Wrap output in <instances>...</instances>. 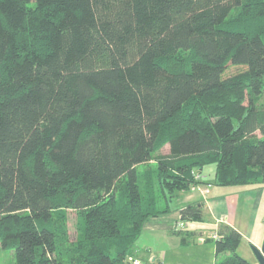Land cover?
I'll return each mask as SVG.
<instances>
[{
  "label": "trees",
  "instance_id": "16d2710c",
  "mask_svg": "<svg viewBox=\"0 0 264 264\" xmlns=\"http://www.w3.org/2000/svg\"><path fill=\"white\" fill-rule=\"evenodd\" d=\"M263 93L264 0H0L1 248L128 264L204 167L264 183ZM179 212L205 220L201 204ZM217 233L215 264H253L239 230Z\"/></svg>",
  "mask_w": 264,
  "mask_h": 264
},
{
  "label": "crops",
  "instance_id": "0c3cea01",
  "mask_svg": "<svg viewBox=\"0 0 264 264\" xmlns=\"http://www.w3.org/2000/svg\"><path fill=\"white\" fill-rule=\"evenodd\" d=\"M205 170L211 172L207 174ZM211 175L214 176L213 179L210 178ZM201 176L206 183H214L207 188V194L203 189L178 191L171 200H181L179 204H170V212L151 216L146 220L132 254V257L140 260V264H182L176 257L187 252L195 238L201 243L197 248H205L210 252L209 247H203V244L212 239L211 234L217 232L222 223L241 232L238 252L253 264H259L252 247L261 248L264 242V209L261 208L264 183L218 185L214 182L215 168L210 165L203 168ZM189 204H201L205 220L189 221L188 226L185 223L187 228L184 231H178V223L181 221L179 208ZM185 236L189 239L185 240ZM211 254L212 257L209 255L205 264L216 263V245ZM224 254L226 256L228 252ZM128 264L134 263L129 261Z\"/></svg>",
  "mask_w": 264,
  "mask_h": 264
},
{
  "label": "rangeland",
  "instance_id": "374dc122",
  "mask_svg": "<svg viewBox=\"0 0 264 264\" xmlns=\"http://www.w3.org/2000/svg\"><path fill=\"white\" fill-rule=\"evenodd\" d=\"M243 70L242 67H236V66H230L228 69V73H234V72H238ZM261 101L264 103V93L262 95ZM169 146L166 145L164 147V151H168ZM210 167L215 168L214 165H210ZM205 173L208 174V172H211L210 170H205ZM211 179L214 178L213 175L210 176ZM214 183H201L198 185V187L192 188L190 190L196 191V189H203L204 193L207 194V188H209L210 186H212ZM198 191V190H197ZM162 204H165V200L162 199ZM179 202H181V200H177V199H173L171 200L172 206H174L175 204H179ZM262 210L264 209V195L262 197ZM262 210L260 212V214L262 213ZM78 218L76 217V213L74 211L69 210V221H68V225H69V230L72 236L77 235V230H76V225L78 224ZM187 223V222H186ZM188 226V223L186 224ZM187 226L185 227H180L178 231H184ZM182 229V230H180ZM216 239H210L209 241H207L206 243H204L203 247H209V250L205 249V248H197L198 245H200L201 243L199 242L198 238H195L194 240H192V243L190 244V247L188 248L187 252H182V255L177 256L176 260L182 264H205L210 257H212L211 251H213V249H215V245H216ZM240 244L238 246L237 251L239 250ZM185 249V248H184ZM186 251V250H185ZM224 253L220 254V255H216V260L220 261L223 259L224 257ZM0 264H16L15 261V256L13 252L8 253L6 250H3L0 246Z\"/></svg>",
  "mask_w": 264,
  "mask_h": 264
},
{
  "label": "water",
  "instance_id": "95a60500",
  "mask_svg": "<svg viewBox=\"0 0 264 264\" xmlns=\"http://www.w3.org/2000/svg\"><path fill=\"white\" fill-rule=\"evenodd\" d=\"M253 251L259 261V264H264V242L261 248L253 246Z\"/></svg>",
  "mask_w": 264,
  "mask_h": 264
},
{
  "label": "built area",
  "instance_id": "2783aa9c",
  "mask_svg": "<svg viewBox=\"0 0 264 264\" xmlns=\"http://www.w3.org/2000/svg\"><path fill=\"white\" fill-rule=\"evenodd\" d=\"M195 187H198V186H195ZM195 187H193V188H195ZM178 224H179L180 227H184L185 226V223L183 221H180ZM211 237L212 238H215V239H218L219 238V235H218L217 232H214V233L211 234ZM128 259H129L130 262H132L134 264H140V260L137 259V258H134L132 256H129Z\"/></svg>",
  "mask_w": 264,
  "mask_h": 264
}]
</instances>
